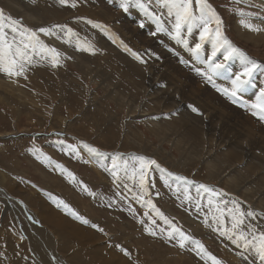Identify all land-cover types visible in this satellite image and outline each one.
Returning a JSON list of instances; mask_svg holds the SVG:
<instances>
[{
	"label": "rangeland",
	"instance_id": "1",
	"mask_svg": "<svg viewBox=\"0 0 264 264\" xmlns=\"http://www.w3.org/2000/svg\"><path fill=\"white\" fill-rule=\"evenodd\" d=\"M146 2L171 31L175 18L168 8L160 0ZM209 2L232 43L264 62V33L246 38L249 29H240L242 17L234 11L242 8L251 14V23L264 28V0ZM0 9L33 30L66 24L77 34L69 40L63 32L38 33L61 54L59 66L47 60L34 63L26 79L0 73V264H212L201 259L191 243L180 247L161 234L169 225L133 198L139 190L130 172L125 173L124 161L131 164L139 155L195 182L180 183L177 191V184H166L156 170L150 173L145 199L222 264H237L236 246L245 264H259L250 256L252 250L216 230L230 228L231 218L225 210L223 225L213 221L221 198H213L210 206L208 194L197 185L210 182L215 189L230 191L222 199L235 198L242 210L254 211L255 218L245 223L264 230V122L251 109L264 87V69L255 73V87L233 103L196 71H207L190 51L199 42L198 28L183 30L187 45L167 32L153 36L156 21L136 7L124 12L119 0H77L75 8L59 0H0ZM77 39L97 51L78 49ZM210 52L206 42L202 58ZM240 67L239 60L230 61V72ZM215 83L231 86L227 75L216 77ZM84 144L104 155L89 152ZM40 153L63 165L76 180L46 163ZM117 154L122 155L117 159ZM114 159L118 179L112 175ZM185 187L191 199H185ZM146 211L156 220L155 236L145 230L150 225ZM47 217L54 223L70 222L78 237L72 236L71 243L67 231L47 223ZM206 230V237H200Z\"/></svg>",
	"mask_w": 264,
	"mask_h": 264
},
{
	"label": "snow or ice",
	"instance_id": "2",
	"mask_svg": "<svg viewBox=\"0 0 264 264\" xmlns=\"http://www.w3.org/2000/svg\"><path fill=\"white\" fill-rule=\"evenodd\" d=\"M160 2L168 8V15L174 16L175 18L171 26V31L164 27L160 16H157L150 11L149 3H147L146 0H119V7L122 8L124 12H128L130 7L139 8L156 21V31L152 32L151 35L155 36L161 31L167 32V34L173 39H177L185 45L188 44V41L182 37L183 30L187 28V31L191 32L193 28H198L199 42L195 43V46L190 48V51L197 57V59H201L202 63L207 65V71L200 68H197L196 71L198 74L202 75L205 80L216 87L217 91L222 92L226 97L232 100L233 103L241 98L242 94L249 88L255 87V73L264 69V64L249 57L246 52L235 46L225 35L223 31V21L209 0H160ZM59 3L65 6L70 5L72 8L77 6V0H59ZM193 4H195V9ZM234 11L242 17L239 20V23L245 29L257 32L261 31L259 26L250 22V13L244 11L242 8H236ZM6 21L7 24L5 23ZM87 22L92 24L93 27H101L100 24L91 20H88ZM140 26L143 27L144 25L141 24ZM57 32H63L64 36L69 40L74 35H77L74 30L66 24H55L51 27H40L38 30H33L24 26L21 21L14 19L11 16H6L4 10L0 9V73H3L8 77L24 76L26 79V72L34 63L47 60L52 67L59 66L61 63V54L56 48L50 47L48 44L44 43L38 34L42 33L45 36H52L57 35ZM206 42L211 44V52L210 55L207 56V59H203L202 53L205 51ZM76 46L82 51L92 53L97 51V49H95V47L88 41H80L77 39ZM133 55L139 59L138 53H133ZM220 57H222V59ZM232 60H239L241 66L240 70L234 73L230 72V61ZM224 75L228 76L231 85L230 87H222L215 83L216 77ZM251 109L252 115L257 117L261 122H264V87L259 88L257 100L251 105ZM193 111H198V109L193 108ZM68 147L71 148L73 152L77 151L75 145H69ZM84 147L91 153H96L101 156L104 155L103 153H100L97 148L88 144H84ZM121 155L122 154H117V159ZM40 156H43L46 163L55 164L61 172H67L73 180H76L75 175L68 172L63 165L53 161L52 158L46 154L40 153ZM132 161L131 164H129L127 160L124 161V171L126 174L130 172L129 179L136 181V186L139 192L138 194L134 192L133 198L144 207L155 212L165 224L169 225L167 229H160L161 234H166V238L169 240H176L180 247H185L186 244L191 243L195 246L193 250L196 251L197 255L201 256V259L211 260L212 264H222V261L208 251L201 241L196 240L194 237L186 234L182 229L177 227L150 198H144L149 191L150 173L156 170L160 172L161 178L165 180L166 184L169 183V181L175 182L177 184V191H179L180 183L187 186L194 184L195 182L189 180L185 176L176 174L162 167L155 159L139 155L133 156ZM117 168L118 165L116 159H114L112 175L114 178L118 179ZM169 186L171 185L169 184ZM125 187H127V185H125ZM85 190H87L86 185ZM197 190H202L204 193L208 194V203L210 206L214 203L213 198H221L219 203L215 206V212L219 215L213 214L212 219L223 225V216L226 210L232 223L230 228H217L216 230L219 231L220 235L227 237V239L233 244L240 245L245 250H252L254 257L259 261V264H264V230L257 229L251 222L245 223L248 217L255 218L256 213L252 210H242L238 200L235 198L230 201L223 200L222 198L228 194L222 189L218 190L201 183L197 185ZM184 192L185 199H191L187 194V187L184 188ZM89 194L95 195V193L91 192ZM157 195H159V193H157ZM229 203L232 205L231 207H228ZM60 205H63L65 209H68L71 214L81 220L82 223H89L87 219L80 216L78 213L72 212L69 206L63 201H58V206ZM220 205H223V207ZM200 206V202L197 201V209H199ZM130 211L134 210L130 209ZM144 215L147 216L150 221V225H145V230L149 232V234L155 236L157 234L155 229L156 220L153 219L147 211ZM207 219L208 215L205 214V222H207ZM141 223L144 224L145 222L141 220ZM92 227L96 228L98 226L92 224ZM99 231L103 232V229L100 228ZM122 250L127 253L126 249ZM241 255H243V253H241Z\"/></svg>",
	"mask_w": 264,
	"mask_h": 264
},
{
	"label": "bare ground",
	"instance_id": "3",
	"mask_svg": "<svg viewBox=\"0 0 264 264\" xmlns=\"http://www.w3.org/2000/svg\"><path fill=\"white\" fill-rule=\"evenodd\" d=\"M239 26V25H238ZM259 26V25H258ZM260 28H261V31H251V30H245L244 32V35H245V37L246 38H248V39H251V36H252V34H254V33H259L260 34V32H262L261 34L263 35V33H264V28H262L261 26H259ZM240 29H245L243 26H240ZM252 42V41H251ZM252 44V43H251ZM264 48V47H263ZM255 54V53H254ZM255 58V57H254ZM264 58V57H263ZM260 62L261 63H263L264 64V62L262 61V60H260ZM7 80H9V79H7ZM11 81H12V79H11ZM8 82V81H7ZM3 82H1V84H2ZM10 83H12V82H10ZM16 83V82H15ZM1 84H0V86H1ZM8 84V83H7ZM13 84V83H12ZM6 85V84H5ZM8 86H11V85H8ZM13 87V86H12ZM12 87H10V90H11V88ZM3 88V87H2ZM6 89H7V87H6ZM5 90V89H4ZM13 90H14V88H13ZM1 91H2V89H1ZM7 92L6 93H8V91L9 90H6ZM12 91V90H11ZM253 92V91H252ZM0 94L2 95V93L0 92ZM0 97H2V96H0ZM4 98V97H3ZM244 130V129H243ZM1 135V134H0ZM5 136V135H4ZM202 184H206V185H209V186H211V185H213L212 183H210V182H206V183H204V182H202V181H200ZM212 187V186H211ZM215 188H218L217 186H215ZM223 190V189H222ZM224 191V190H223ZM225 193H227V194H231V192L230 191H224ZM233 195V194H232ZM45 220L47 221V223H49V224H52V225H54L57 229H60V230H66L67 231V234H68V238H70V241H71V243L73 242L72 240H71V238H72V236L74 237V238H76V237H78V235H79V232L77 231V229H75V226L73 225V224H71L70 222H67L66 224L64 223V222H58V223H54L53 221H52V219L51 218H49V217H47V218H45ZM44 229H46V230H48L47 229V227L46 228H44ZM206 232H207V230L206 231H201L200 232V237H206ZM52 233V232H51ZM65 234V233H64ZM75 240V239H74ZM37 247V246H36ZM236 251H237V255L239 256V260L237 261V264H245L240 258L242 257H240V255H239V252L238 251H242L241 249H239V248H237V246H236ZM243 252V251H242ZM249 253H251V255L250 256H252V254H253V252H249ZM249 255V254H248ZM254 255V254H253ZM253 259V258H252ZM254 259H255V257H254ZM256 260V259H255ZM252 261H254V260H252ZM45 262H47V261H45ZM49 262V261H48ZM9 263V262H8ZM58 264V263H57Z\"/></svg>",
	"mask_w": 264,
	"mask_h": 264
}]
</instances>
